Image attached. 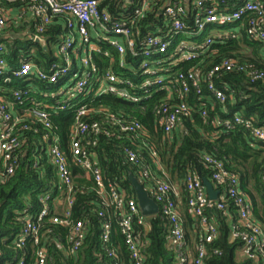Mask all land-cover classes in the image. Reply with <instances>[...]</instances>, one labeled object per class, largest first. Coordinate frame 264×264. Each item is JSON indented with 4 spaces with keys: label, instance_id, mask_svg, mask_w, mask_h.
Wrapping results in <instances>:
<instances>
[{
    "label": "trees",
    "instance_id": "16d2710c",
    "mask_svg": "<svg viewBox=\"0 0 264 264\" xmlns=\"http://www.w3.org/2000/svg\"><path fill=\"white\" fill-rule=\"evenodd\" d=\"M140 1L131 5L127 0H100L99 7L110 15L112 22L131 23L135 20L134 33L138 40H143L150 35L168 37L165 8L169 4L178 3L193 11L195 2L151 0L153 9L143 18H136L135 11ZM218 1L223 2L222 9L234 11L248 0L235 7L229 0ZM32 2L0 0V8L10 11L12 16L0 28V47L5 50L0 58L5 59L14 70L23 62H31L47 70L59 61L57 48L66 35L62 17L47 27L42 35L46 46L37 44L34 40L35 22H26L28 17L22 18L20 13L16 14L28 8ZM251 17L221 29L238 31L236 39L224 43L217 41L200 58L181 63L165 72L171 78L161 87L149 88L152 96L144 103L145 110L142 105L135 106L111 96L97 99L92 97L86 103L91 113L83 119L89 125H100V133L91 135L90 138L97 142L92 152L102 169L106 184H116L128 198L136 201L131 176L140 181L153 199L158 182L178 190L177 202L180 203L185 240L192 259L196 256V248L204 236V229L201 220L188 213L190 193L187 178L190 173L195 174L204 186L208 182L222 191L223 199L220 198L219 201L225 203L226 210L215 208L205 212V216L218 227L217 238L207 245L206 264L263 263L260 255L257 260L238 257L239 252L244 249V243L232 237L233 225L238 224V213L230 199L225 197V190L212 180L213 167L207 162V158L221 161L231 174L238 176L241 189L252 204L253 217L264 230V143L256 141L245 126L232 124L238 115L244 121H252L255 127L264 129V84L252 83L245 73L237 70H222L215 74L212 81L218 89L225 91V104L215 99L208 90V76L227 60L246 66L253 65L264 71V59L260 55L262 45L248 35ZM186 23L189 31L195 30L192 17ZM101 48L102 53L94 54V64L105 71L111 66L112 58L117 63L119 57L107 44H102ZM107 52L112 53V58L106 56ZM176 73L186 78L190 73L197 74L202 94L191 89L190 93L182 96V84L176 82L177 76H173ZM6 78H10V82ZM45 89V85L35 79L25 81L13 76L0 77V100L4 99L6 102L14 103L13 95L19 90L29 91L37 99L38 94ZM182 104H188L196 112L190 117L181 116L177 129L169 136L159 126L156 110ZM16 107L20 110V115H23L24 110L31 108V103L24 100L23 104L16 103ZM77 107L79 106L75 105L59 114L51 110L49 119L54 136L59 138L60 148L69 160L72 173L74 202L71 220L85 223L87 237L76 255H67L71 246L70 228L53 223L55 217L64 216L65 206L59 207V210L41 223L42 246L48 250L47 264H133L120 231L119 219L122 213L103 202L93 178L75 163L72 130L77 120ZM203 111H206V117L202 115ZM108 115H114L115 119ZM128 123H139L141 129L136 133L123 131L121 124ZM19 133L22 135L23 146L18 153L19 164L15 174L5 180L0 178V264H37L38 247L28 241L25 247L19 248L16 241L26 220L35 217L42 210L41 197L50 195L53 209L57 200H63L65 205L67 201L68 187L60 184L55 167L45 152L48 147L44 141L47 131L38 123L28 122V128L21 129ZM129 150L137 154L138 163L130 162L127 155ZM4 170L0 161V174ZM145 170L149 173L148 178L142 176ZM105 223H110L112 227L110 241L106 244L102 239ZM170 229L169 219L162 210L157 216L146 218L145 225L136 226V232L143 242L145 264H177L175 250L169 246ZM108 250L114 251L117 257L110 258Z\"/></svg>",
    "mask_w": 264,
    "mask_h": 264
},
{
    "label": "built area",
    "instance_id": "2783aa9c",
    "mask_svg": "<svg viewBox=\"0 0 264 264\" xmlns=\"http://www.w3.org/2000/svg\"><path fill=\"white\" fill-rule=\"evenodd\" d=\"M32 1L28 8L21 10L20 16L28 17L27 20L35 22L34 40H44L42 35L45 34L47 27L52 26L55 20L62 17L66 35L57 48L59 61L47 70L31 62H23L14 70L8 66L5 59L0 58V77L13 76L25 81L35 79L46 88L38 94L37 99L29 91L19 90L14 93V104H23L24 100L31 103V108L24 110L23 115H14L7 104H0V161L5 168L0 178L5 180L15 174L19 164L18 153L23 146L20 130L28 128V122L38 123L47 131L44 137L49 142L47 149H44L46 155L55 167L60 184L67 186L68 191L66 205L59 199L54 209L50 195L41 197L42 210L35 217L26 220V225L16 243L19 248H23L28 241H32L38 247L37 264H47L48 250L44 245L42 246L41 223L47 216L59 210V207L65 206L64 216L55 217L53 223L70 228L71 246L67 250V255H76L83 246L87 237L86 225L82 221L75 223L71 220L74 195L69 160L60 148L59 138L54 136L53 125L49 119L51 110L59 114L78 105L77 120L72 130V153L75 163L93 178L97 193L103 202L108 206H114L122 213L119 226L131 261L133 264H145L143 242L140 234L136 232V226L145 225L146 217L143 216L138 201L128 198L116 184L105 183L102 169L92 152L97 142L90 138L91 135H98L101 128L99 123L89 125L83 120L91 113L86 103L92 97L97 99L111 96L135 106L142 105V109L145 110L144 103L152 96L149 88L161 87L171 78L166 76L165 72L171 67L200 58L217 41L224 43L236 39L238 31L221 29L237 24L249 16L252 17L249 21L248 35L262 45L264 56V0H248L234 11L222 9L223 2L220 3L218 0H196L193 11L178 3L169 4L165 8V15L168 18V37L150 35L143 40H138L134 33L135 20L131 23L112 22L110 15L100 10V0ZM152 9L151 0H141L135 16L143 18ZM11 17L10 11L0 8V28H3ZM191 17L194 20V31H189L186 23ZM44 42L46 46V41ZM104 43L116 52L119 59L115 63L112 53L107 52L106 56L112 58L111 66L102 71L94 64V54L102 53L101 45ZM3 54L5 50L0 47V57ZM116 69L121 72H117ZM222 70L228 72L237 70L245 73L252 83L264 84V71L258 70L253 65L246 66L237 61L227 60L208 76V90L222 104H225L227 95L212 81L215 74ZM173 76H177L176 82L182 84V96L190 93L191 89L199 95L202 94L197 74L190 73L187 78L178 73ZM6 81L10 82V78H6ZM193 112L196 111H193L188 104H182L177 107H161L156 110V115L159 126L171 136L179 125L180 117H190ZM202 115L206 117V111H203ZM108 116L115 119L114 115ZM232 124L245 126L256 141L264 143V129L255 127L252 121H244L237 115ZM121 128L125 132L136 133L141 129V125L121 124ZM127 155L130 162H139L135 152L129 150ZM207 162L213 167L212 180L225 190V197L230 199L237 210L239 220L238 224L233 225L232 237L244 243L245 257L257 260L260 255L264 264V230L253 217L252 204L241 189L238 176L231 174L221 161L207 158ZM37 165L38 162L35 163V166ZM142 176L148 178L149 173L145 170ZM186 184L190 193L188 213L193 218L200 219L204 229V236L196 248L194 259L189 253L185 240L184 222L180 215V203L177 202L178 190L166 183L158 182L154 200L171 224L170 242L177 256V264H206L207 245L217 238L218 227L205 216V212L215 208L226 210V206L224 202L210 199L206 187L195 174H189ZM111 230V224L105 223L103 243L110 241ZM108 255L110 258L117 257L115 252L110 250Z\"/></svg>",
    "mask_w": 264,
    "mask_h": 264
},
{
    "label": "water",
    "instance_id": "95a60500",
    "mask_svg": "<svg viewBox=\"0 0 264 264\" xmlns=\"http://www.w3.org/2000/svg\"><path fill=\"white\" fill-rule=\"evenodd\" d=\"M128 2L129 4L133 5L136 0H129ZM35 42L42 46L45 45L44 40L41 39H36ZM130 181L136 191L137 201L143 216L146 218L157 216L160 213V206L158 205V203L153 198H151L149 193L144 189L138 179L131 176ZM205 187L207 189L210 199L213 201H217L218 193L215 192L213 185L211 183L206 182Z\"/></svg>",
    "mask_w": 264,
    "mask_h": 264
},
{
    "label": "crops",
    "instance_id": "0c3cea01",
    "mask_svg": "<svg viewBox=\"0 0 264 264\" xmlns=\"http://www.w3.org/2000/svg\"><path fill=\"white\" fill-rule=\"evenodd\" d=\"M178 1H180V2H186V3H188V2H194V1H196V0H178ZM230 1V3H232V6L233 7H235V6H238L239 4H240V2H242V1H247V0H229ZM19 13H21V11H19V12H17L16 14L18 15ZM17 19H19L20 20V18H17ZM26 22L28 21L29 22V20H25ZM260 55H261V57L264 59V56H263V51L261 50V52H260ZM4 100V99H3ZM3 100H0L2 103H4V104H7L11 109H12V112H13V114L14 115H17V116H19L20 115V113H19V109H16L17 107H16V104H14L13 102H6L5 100L3 101ZM19 110V111H18ZM0 127H1V121H0ZM44 141L49 145V142H47L46 141V139L44 138ZM214 190H215V192H217L218 193V200L220 199V198H222V196H223V194H222V191H220L219 189H217V187H215L214 186ZM223 199V198H222ZM249 199V198H248ZM171 245V242H170V239H169V246ZM239 258L240 259H244L245 258V254H244V249L243 250H241L240 252H239Z\"/></svg>",
    "mask_w": 264,
    "mask_h": 264
},
{
    "label": "rangeland",
    "instance_id": "374dc122",
    "mask_svg": "<svg viewBox=\"0 0 264 264\" xmlns=\"http://www.w3.org/2000/svg\"><path fill=\"white\" fill-rule=\"evenodd\" d=\"M213 31H216L215 29H213ZM240 254H238V257H239Z\"/></svg>",
    "mask_w": 264,
    "mask_h": 264
}]
</instances>
